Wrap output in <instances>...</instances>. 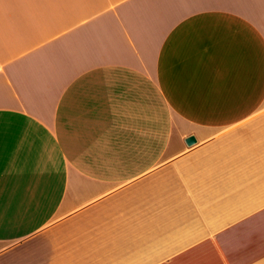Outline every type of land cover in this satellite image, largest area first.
I'll use <instances>...</instances> for the list:
<instances>
[{
    "label": "crops",
    "instance_id": "1",
    "mask_svg": "<svg viewBox=\"0 0 264 264\" xmlns=\"http://www.w3.org/2000/svg\"><path fill=\"white\" fill-rule=\"evenodd\" d=\"M0 264H264V0H0Z\"/></svg>",
    "mask_w": 264,
    "mask_h": 264
},
{
    "label": "water",
    "instance_id": "2",
    "mask_svg": "<svg viewBox=\"0 0 264 264\" xmlns=\"http://www.w3.org/2000/svg\"><path fill=\"white\" fill-rule=\"evenodd\" d=\"M197 139L195 138L194 135H189L188 137L185 138V143L188 146L193 145L194 143H196Z\"/></svg>",
    "mask_w": 264,
    "mask_h": 264
}]
</instances>
